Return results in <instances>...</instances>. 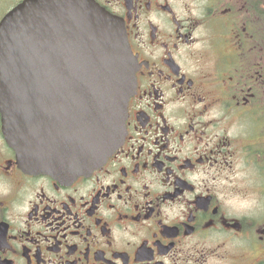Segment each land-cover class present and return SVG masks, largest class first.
Wrapping results in <instances>:
<instances>
[{"label":"flooded vegetation","instance_id":"obj_1","mask_svg":"<svg viewBox=\"0 0 264 264\" xmlns=\"http://www.w3.org/2000/svg\"><path fill=\"white\" fill-rule=\"evenodd\" d=\"M92 1L136 60L124 141L32 173L0 110V264H264V0Z\"/></svg>","mask_w":264,"mask_h":264},{"label":"water","instance_id":"obj_2","mask_svg":"<svg viewBox=\"0 0 264 264\" xmlns=\"http://www.w3.org/2000/svg\"><path fill=\"white\" fill-rule=\"evenodd\" d=\"M22 76L25 85L14 81ZM135 82L122 26L91 0H27L0 24L3 126L29 172L75 178L100 167L124 141Z\"/></svg>","mask_w":264,"mask_h":264},{"label":"bare ground","instance_id":"obj_3","mask_svg":"<svg viewBox=\"0 0 264 264\" xmlns=\"http://www.w3.org/2000/svg\"><path fill=\"white\" fill-rule=\"evenodd\" d=\"M37 25L40 26V27H42V26H43V23H37ZM75 56L79 57L78 54H75ZM66 59H67L68 71H69L70 76L72 77V79L74 78L75 80H77V75H76V67H77L76 65H77V64H76V62L73 61L70 57H67ZM61 69H62V68L60 67V68H59V71H60ZM36 72H37V73H38V72H43L42 67H41V70H36ZM24 78H25V77H23V76H22V78H20V79H19V78L17 79V77H15V78H14V81L17 80L18 82H21L22 85H25ZM89 90H90V88H88L87 93H88ZM21 91L24 92V93H30L29 90H26V89H23V90H21ZM87 93H86V94H87ZM21 102H22V101H21ZM88 102H89V105H91V106H94V105H95L94 101H92V100H89ZM69 103H70V102H69ZM67 112L72 113V114H74V115L76 116L75 106L69 104V107H68V109H67ZM2 116H3V115H2ZM69 116L71 117L72 115H69Z\"/></svg>","mask_w":264,"mask_h":264}]
</instances>
